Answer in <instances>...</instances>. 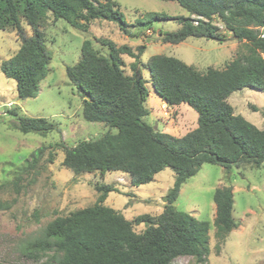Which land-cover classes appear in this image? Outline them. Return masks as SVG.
Instances as JSON below:
<instances>
[{
	"label": "trees",
	"instance_id": "1",
	"mask_svg": "<svg viewBox=\"0 0 264 264\" xmlns=\"http://www.w3.org/2000/svg\"><path fill=\"white\" fill-rule=\"evenodd\" d=\"M174 1L189 16L151 11L141 22L177 19L176 30L159 32L163 42L178 43L189 36L222 42L224 37L214 22L217 18L231 38L246 46L244 53L221 69L199 71L160 53L150 55L144 63L157 95L168 105H189L197 113V125L176 136L155 130L144 121L148 90L138 59L145 44L133 50L127 44L98 38L107 47V53H101L85 38L80 58L66 65L65 73L81 92L82 117L104 123L107 130L70 147L59 144L64 153L61 164L75 175L119 171L129 176L131 185H140L163 168H172L173 183L163 195L161 211L127 218L104 203L113 186L95 184L98 194L93 204L56 215L37 236L25 241L23 251L28 257L46 255L49 264H171L175 257L190 256L203 263L209 253V222L174 206L181 185L203 163L222 166L227 182L216 187L212 195L214 236L223 241L237 227L232 214L231 170L241 165L259 168L264 163V128L235 113L227 97L241 88L264 91V0ZM48 14L81 31H88L97 18L117 23L120 30L126 31L128 25L112 0H0V29L14 30L19 40L17 50L0 62V70L15 81L19 99L34 97L48 71L51 56L41 29ZM23 21L31 29L29 35ZM123 55L133 59L130 73L123 71ZM10 113L15 114V110ZM14 127L23 133L46 135L55 125L42 117L20 114ZM45 149L44 145L36 148L21 170L34 168ZM52 159V152H48L47 161ZM140 223L144 228L134 230L133 225Z\"/></svg>",
	"mask_w": 264,
	"mask_h": 264
},
{
	"label": "rangeland",
	"instance_id": "2",
	"mask_svg": "<svg viewBox=\"0 0 264 264\" xmlns=\"http://www.w3.org/2000/svg\"><path fill=\"white\" fill-rule=\"evenodd\" d=\"M123 19L126 31L117 23L97 18L91 21L88 31L71 26L63 18L54 20L50 14L41 29L45 45L50 53L48 71L39 82L34 97L19 99L15 81L0 70V261L8 264H49L46 255L33 259L24 254L25 241L39 234L42 227L56 215L91 205L98 192L95 184H109L113 190L107 193L104 203L119 210L127 218L137 214H158L163 207V195L172 186L174 171L165 167L155 173L153 179L140 185H131L127 174L98 171L73 174L61 164L63 148L81 140L102 135L107 126L99 121H87L82 117V95L67 78L66 65L74 64L81 54L85 38L101 53L107 47L98 38H108L117 45L127 44L133 50L145 44L138 59V66L148 90L144 105L148 113L143 117L153 129L173 133L174 126L182 135L197 125V113L186 103L178 109L161 108L162 99L157 95L144 66L148 57L160 53L174 56L199 71L207 67L221 69L234 56L245 52L246 46L231 38L223 24L214 18L224 41L189 36L178 43L163 42L158 31H173L179 27L175 18L153 20L147 24L145 14L164 12L172 17L189 16L174 0H112ZM25 33L31 29L22 22ZM19 40L14 30L0 29V62L10 57L18 48ZM133 59L123 55V71L130 73ZM235 113L242 115L257 128H264V91L241 88L227 97ZM14 109L15 114L10 113ZM42 117L55 128L46 135L36 132L23 133L14 127L18 115ZM185 126L188 127L185 129ZM185 129V130H184ZM114 130V129H112ZM184 134V133H183ZM46 149L37 165L23 172L30 154L39 146ZM48 152L53 161L48 162ZM36 170V171H35ZM232 214L237 227L223 241L214 236V189L227 184L224 168L217 164L203 163L199 170L180 187L174 206L199 220L209 222V253L203 263L190 256L175 257L171 264H264V163L259 168L248 165L233 167ZM140 231L144 224H134ZM50 264H56L51 262Z\"/></svg>",
	"mask_w": 264,
	"mask_h": 264
},
{
	"label": "crops",
	"instance_id": "3",
	"mask_svg": "<svg viewBox=\"0 0 264 264\" xmlns=\"http://www.w3.org/2000/svg\"><path fill=\"white\" fill-rule=\"evenodd\" d=\"M162 101H163V100H162ZM163 105L166 106V107H172V108H174V109H178V105H179V104H178V105H168V104H166V103L163 101V102L161 103V108H162ZM173 128H174V130H173V133H171V134H173V135H177L176 132L179 133L178 131H176V130H178V128H177L176 126H174ZM187 128H188V127L185 126V129H187ZM185 129H184V130H185ZM183 133H185V131H184ZM183 133H181V134H183Z\"/></svg>",
	"mask_w": 264,
	"mask_h": 264
},
{
	"label": "clouds",
	"instance_id": "4",
	"mask_svg": "<svg viewBox=\"0 0 264 264\" xmlns=\"http://www.w3.org/2000/svg\"><path fill=\"white\" fill-rule=\"evenodd\" d=\"M164 107H166V106L163 105L162 108H164Z\"/></svg>",
	"mask_w": 264,
	"mask_h": 264
},
{
	"label": "water",
	"instance_id": "5",
	"mask_svg": "<svg viewBox=\"0 0 264 264\" xmlns=\"http://www.w3.org/2000/svg\"><path fill=\"white\" fill-rule=\"evenodd\" d=\"M160 31H158V33H159Z\"/></svg>",
	"mask_w": 264,
	"mask_h": 264
},
{
	"label": "built area",
	"instance_id": "6",
	"mask_svg": "<svg viewBox=\"0 0 264 264\" xmlns=\"http://www.w3.org/2000/svg\"><path fill=\"white\" fill-rule=\"evenodd\" d=\"M165 108V107H164Z\"/></svg>",
	"mask_w": 264,
	"mask_h": 264
}]
</instances>
